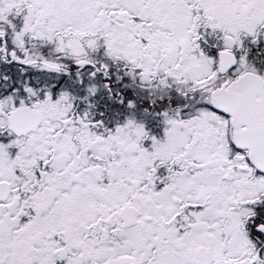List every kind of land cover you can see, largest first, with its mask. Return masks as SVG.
I'll list each match as a JSON object with an SVG mask.
<instances>
[{
    "label": "snow or ice",
    "instance_id": "1",
    "mask_svg": "<svg viewBox=\"0 0 264 264\" xmlns=\"http://www.w3.org/2000/svg\"><path fill=\"white\" fill-rule=\"evenodd\" d=\"M0 264H264V0H0Z\"/></svg>",
    "mask_w": 264,
    "mask_h": 264
}]
</instances>
